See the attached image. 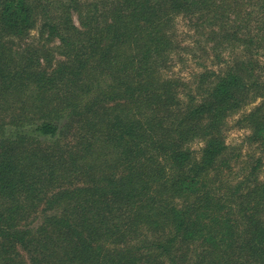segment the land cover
I'll use <instances>...</instances> for the list:
<instances>
[{
  "label": "trees",
  "instance_id": "trees-1",
  "mask_svg": "<svg viewBox=\"0 0 264 264\" xmlns=\"http://www.w3.org/2000/svg\"><path fill=\"white\" fill-rule=\"evenodd\" d=\"M263 71L264 0H0V264H264Z\"/></svg>",
  "mask_w": 264,
  "mask_h": 264
},
{
  "label": "rangeland",
  "instance_id": "rangeland-1",
  "mask_svg": "<svg viewBox=\"0 0 264 264\" xmlns=\"http://www.w3.org/2000/svg\"><path fill=\"white\" fill-rule=\"evenodd\" d=\"M184 21V20H183ZM180 21V29L183 33V35L187 38L188 41L193 40L192 36L194 35L190 29L185 25V21ZM38 32L34 31V35H37ZM193 49V48H192ZM185 51L184 59H177L172 63V67L169 71L170 74L173 75H179L184 76L185 78H189L193 76L195 73L199 72L203 69V65L206 64H212L216 60H213L212 57L206 55V53L194 47V50ZM217 66V65H215ZM264 72V71H263ZM261 98H258L251 102L244 111H249L251 108H254V106H257L261 103ZM243 111V112H244ZM241 114V112L239 113ZM239 114L234 116V119H230V129L227 131V138L229 142H232L234 144H238L243 142V139L247 133L250 132L247 128L239 127L235 121L236 118L239 117ZM195 147L199 146V143H194ZM256 151L257 155L262 154L263 155V166L261 170V176L264 178V151L261 152V147L257 146H251L248 144V142L244 143V146L242 147L243 154H246L250 151Z\"/></svg>",
  "mask_w": 264,
  "mask_h": 264
}]
</instances>
